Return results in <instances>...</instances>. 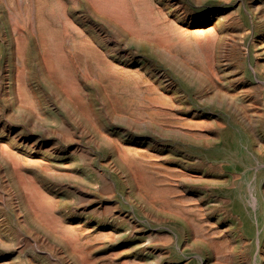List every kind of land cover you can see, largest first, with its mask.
Masks as SVG:
<instances>
[{"label":"rangeland","instance_id":"1","mask_svg":"<svg viewBox=\"0 0 264 264\" xmlns=\"http://www.w3.org/2000/svg\"><path fill=\"white\" fill-rule=\"evenodd\" d=\"M126 1L0 0V264H264V0Z\"/></svg>","mask_w":264,"mask_h":264},{"label":"bare ground","instance_id":"2","mask_svg":"<svg viewBox=\"0 0 264 264\" xmlns=\"http://www.w3.org/2000/svg\"><path fill=\"white\" fill-rule=\"evenodd\" d=\"M69 1V0H68ZM74 1H77V3H78V1L79 2H81L82 0H74ZM84 2H86L87 3V5L91 8V11H92V13L95 15V16H97V17H99V18H101V19H103V20H106V21H110L111 23L113 22V23H117L118 21H120V20H127V17H128V19H130L129 18V16H126L127 15V13L128 12H126V6H127V2L128 1H126V0H83ZM138 1V0H137ZM15 3V2H14ZM67 3V2H66ZM12 4V3H11ZM15 5V4H14ZM10 6V5H9ZM32 6V5H31ZM84 8H85V6H84ZM128 8V7H127ZM258 8V7H257ZM86 9V8H85ZM68 10V9H67ZM73 10V9H72ZM76 10V9H75ZM9 11V10H8ZM61 11V10H60ZM83 11V10H82ZM12 12V11H11ZM10 12V13H11ZM81 12V11H80ZM84 12H85V10H84ZM83 12V13H84ZM22 13V12H21ZM45 13V12H44ZM44 13H43V15H44ZM19 14V13H18ZM60 14V13H59ZM85 14V13H84ZM23 15H24V13H23ZM86 15V14H85ZM131 15V14H130ZM148 15V14H147ZM41 16V15H40ZM132 16V15H131ZM69 17H70V15H69ZM13 18H16V17H13ZM71 18V17H70ZM132 18V17H131ZM150 18V17H149ZM163 18V17H162ZM169 18V17H168ZM30 19H33V18H30ZM65 19V18H64ZM145 19V18H144ZM147 19V18H146ZM164 19V18H163ZM169 19H171V18H169ZM16 20V19H15ZM94 20V19H93ZM132 20H133V18H132ZM166 20V19H165ZM47 21V20H46ZM54 21V20H53ZM57 21V20H56ZM128 21V20H127ZM16 22V21H15ZM20 22H21V20H20ZM43 22V21H42ZM41 22V23H42ZM97 22V21H96ZM136 22V21H135ZM146 22H148V21H146ZM159 22V21H158ZM164 22V21H163ZM173 22V21H172ZM25 23V22H24ZM52 23V22H51ZM75 23V22H74ZM112 23V24H113ZM129 23H130V21H129ZM132 24H133V22H131ZM144 23H145V21H144ZM168 23H169V21H168ZM26 24V23H25ZM65 24V23H64ZM71 24H73V23H71ZM76 24V23H75ZM135 24V23H134ZM140 24V23H139ZM166 24V23H165ZM21 25H22V22H21ZM31 25H32V23H31ZM39 25H40V23H39ZM38 25V26H39ZM147 25V24H146ZM156 24H154V26H155ZM16 26V25H15ZM55 26V25H54ZM60 26V25H59ZM71 26V25H70ZM73 26V25H72ZM74 26H76V25H74ZM116 26V25H115ZM132 26V25H131ZM133 26H136V25H133ZM153 26V25H152ZM157 26V25H156ZM23 27V26H22ZM44 27H45V25H44ZM49 27V26H48ZM53 27V26H52ZM66 27V26H65ZM77 27V26H76ZM105 27H106V25H105ZM117 27V26H116ZM140 27V26H139ZM147 27V26H146ZM149 27V26H148ZM165 27V26H164ZM172 27V26H171ZM41 28V27H40ZM50 28V27H49ZM48 28V29H49ZM67 28V27H66ZM79 28H80V26H79ZM78 28V29H79ZM132 28V27H131ZM151 28H153V27H151ZM22 29V28H21ZM48 29H47V31H48ZM60 29H62V28H60ZM81 29V28H80ZM126 29H128V28H126ZM138 29V28H137ZM144 29V28H143ZM146 29V28H145ZM154 29V28H153ZM195 29V28H194ZM24 30H25V28H24ZM50 30V29H49ZM57 30V29H56ZM82 30V29H81ZM108 30V29H107ZM129 30V29H128ZM136 30V29H135ZM134 30V32H131V34L133 35V36H135V37H137L140 41H146V42H148V44H150V45H152V46H156V47H158V48H166V44H165V41H163L162 40V37L160 38V37H158V38H154L153 36H150L149 34H147L146 32L144 33L143 31H139V32H137L136 34H135V31ZM141 30V29H140ZM0 31H2L1 30V28H0ZM18 31V30H17ZM44 31V30H43ZM109 31V30H108ZM130 31V30H129ZM149 31V30H148ZM150 31H153V30H150ZM179 31V30H178ZM178 31H177V34H178ZM52 32H55V30L54 31H52ZM58 32V31H57ZM62 32V31H61ZM143 32V33H142ZM180 32V31H179ZM212 32V31H211ZM1 33V32H0ZM33 33V32H32ZM63 33V32H62ZM67 33V32H66ZM173 33V32H172ZM210 33V32H209ZM262 33V32H261ZM48 34V33H47ZM85 34V33H84ZM115 34V33H114ZM166 34V33H165ZM14 35V34H13ZM43 35V34H42ZM46 35V34H45ZM49 35H51V34H49ZM48 35V36H49ZM83 35V34H82ZM86 35V34H85ZM109 35V34H108ZM162 35V34H161ZM160 35V36H161ZM179 35V34H178ZM208 35V34H207ZM25 36H26V34H25ZM115 36V35H114ZM181 36V35H180ZM216 36V35H215ZM24 37V36H23ZM51 37V36H50ZM86 37H88V36H86ZM115 37H118V35L117 36H115ZM114 37V38H115ZM167 37V36H166ZM165 37V38H166ZM28 38V37H27ZM45 36H43V39H44V43L46 44V46L47 47H49V49L51 50V48L53 49V51L55 52V53H57V57L59 56L60 57V52H59V50H61V49H56V45H58V44H56L55 42L52 44V47H51V43L50 42H48V40H45ZM53 38H55V37H53ZM53 38L51 39V40H53ZM56 38H58V37H56ZM112 38V37H111ZM164 38V37H163ZM164 38V39H165ZM215 38V37H214ZM25 39V38H24ZM47 39V38H46ZM76 39V38H75ZM115 39H118V38H115ZM167 39V38H166ZM180 39H182V38H180ZM185 39V38H184ZM59 40V39H58ZM121 40V39H120ZM171 40V39H170ZM183 40V39H182ZM218 40V39H217ZM216 40V41H217ZM57 41V40H56ZM184 41V40H183ZM233 41V40H232ZM261 41V40H260ZM29 42H30V40H29ZM52 42V41H51ZM61 42V41H60ZM120 42V41H119ZM118 42V43H119ZM262 42V41H261ZM50 43V44H49ZM77 43V42H76ZM121 43V42H120ZM234 43H235V41H234ZM233 43V44H234ZM24 44H25V41H24ZM169 44V43H168ZM176 44V43H175ZM217 44V43H216ZM27 45H30V44H27ZM43 45V44H42ZM65 45V44H64ZM202 45V44H201ZM212 45V44H211ZM232 45V44H231ZM217 46V45H216ZM61 48V46H58L57 48ZM232 47V46H231ZM26 48H27V46H26ZM65 48V47H64ZM234 48V47H233ZM24 49V48H23ZM213 49V48H212ZM230 49H232V48H230ZM48 50V49H47ZM71 50V49H70ZM211 50V49H210ZM235 50V49H234ZM51 52V51H50ZM168 52V51H167ZM215 52V51H214ZM230 52V51H229ZM236 52V51H235ZM78 53V52H77ZM76 53V55H78ZM27 54V53H26ZM83 54V53H82ZM87 54H89V53H87ZM215 54H216V52H215ZM218 54V53H217ZM236 54V53H235ZM22 55H24L23 54V52H22ZM62 55H64V54H62ZM67 55V54H66ZM138 55V54H137ZM184 55V54H183ZM210 55H211V53H210ZM213 55V54H212ZM228 55V54H227ZM56 56V55H55ZM72 56V55H71ZM174 56V55H173ZM207 56H208V54H207ZM214 56V55H213ZM226 56V55H225ZM234 56V55H233ZM232 56V57H233ZM239 56V55H238ZM27 57V56H26ZM33 57V56H32ZM67 57H69V56H67ZM171 57V56H170ZM176 57V56H175ZM175 57H173V58H175ZM230 57V56H229ZM25 58V57H24ZM209 60H211V56H209V57H207ZM60 59V58H59ZM91 59H93V58H91ZM230 59V58H229ZM43 60H44V63L49 67V65H50V61H49V58L48 57H46V55L45 54H43ZM56 61L58 60V59H55ZM216 60V59H215ZM228 60V59H227ZM26 61V60H25ZM28 61V60H27ZM54 61V60H53ZM217 61V60H216ZM67 62V61H66ZM72 62H74L73 60H72ZM109 62V61H108ZM181 62V61H180ZM211 62V61H210ZM209 62V63H210ZM215 62V61H214ZM227 62V61H226ZM29 63V62H28ZM128 63V62H127ZM216 63V62H215ZM58 64H59V62H58ZM213 64V63H212ZM212 64H210V65H212ZM24 65V64H23ZM27 65V64H26ZM74 65V64H73ZM72 65V66H73ZM130 65V64H129ZM132 65V64H131ZM142 65V64H141ZM183 65V64H182ZM207 65V64H206ZM215 65V64H214ZM224 65V64H223ZM21 66V65H20ZM65 66V65H64ZM169 66H172V65H169ZM187 66V65H186ZM192 66V65H191ZM213 66V65H212ZM220 66V65H219ZM227 66V65H226ZM7 67V66H6ZM154 67V66H153ZM152 67V68H153ZM173 67V66H172ZM214 67V66H213ZM25 68V67H24ZM27 68V67H26ZM29 68V67H28ZM118 68V67H117ZM137 68V67H136ZM140 68V67H139ZM142 68V67H141ZM145 68V67H144ZM188 68V67H187ZM211 68V67H210ZM226 68V67H225ZM224 68V69H225ZM54 69V68H53ZM103 69V68H102ZM113 69V68H112ZM116 69V68H115ZM212 69V68H211ZM4 70V69H3ZM18 70V69H17ZM72 70V69H71ZM74 70V69H73ZM123 70H125V69H123ZM128 70V69H127ZM165 70V69H164ZM183 70V69H182ZM212 70H215V69H212ZM2 71V70H1ZM23 71V70H22ZM29 71V70H28ZM105 71V70H104ZM136 71V70H135ZM155 71V70H154ZM177 71V70H176ZM222 71V70H221ZM24 72H26V71H24ZM50 72V71H49ZM74 72H75V70H74ZM195 72V71H194ZM202 72V71H201ZM216 72V71H215ZM215 72L213 71V76H215ZM17 73V72H16ZM61 73V72H60ZM72 73V72H71ZM119 73V72H118ZM124 73V72H123ZM195 73H197V72H195ZM206 73H208V72H206ZM205 73V74H206ZM24 74V73H23ZM26 74H27V72H26ZM25 74V76H27ZM76 74H77V72H76ZM87 74V73H86ZM111 74V73H110ZM122 74V73H121ZM163 74V73H162ZM173 74V73H172ZM210 74H212V73H210ZM37 75V74H36ZM51 75V74H50ZM65 75V74H64ZM72 75V74H71ZM81 75V74H80ZM125 75V74H124ZM160 75V74H159ZM191 75V74H190ZM208 75V74H207ZM6 76V75H5ZM4 76V77H5ZM86 76H88V75H86ZM110 76H112V75H110ZM115 76V75H114ZM139 76H141V74L139 75ZM212 76V75H211ZM220 76H222V75H220ZM19 78H20V76H18ZM29 77V76H28ZM69 77V76H68ZM75 77V76H74ZM77 77H79V76H77ZM109 77V76H108ZM198 77H199V75H198ZM200 77H202V76H200ZM210 77V76H209ZM217 77V76H216ZM223 77V76H222ZM7 78V77H6ZM15 78V77H14ZM110 78V77H109ZM113 78V77H112ZM118 78V77H117ZM142 78V77H141ZM165 78H166V76H165ZM214 78V77H213ZM218 78V77H217ZM25 79V78H24ZM65 79H66V77H65ZM67 79H69V78H67ZM76 79V78H75ZM91 79V78H90ZM203 79V78H202ZM211 79V78H210ZM221 79V78H220ZM27 80V82H29L28 81V78L26 79ZM77 80V79H76ZM112 80V79H111ZM125 80V79H124ZM158 80V79H157ZM166 80V79H165ZM212 80V79H211ZM15 81V80H14ZM74 81V80H73ZM83 81V80H82ZM85 81V80H84ZM159 81V80H158ZM168 81V80H167ZM21 82V81H20ZM69 82V81H68ZM68 82H66L68 85H69V83ZM108 82H110V81H108ZM112 82V81H111ZM116 82V81H115ZM131 82V81H130ZM215 82V81H214ZM218 82V81H217ZM26 83V82H25ZM24 83V84H25ZM33 83V82H32ZM79 83H81V82H79ZM91 83V82H90ZM113 83V82H112ZM121 83V82H120ZM167 83V82H166ZM15 84V83H14ZM75 84H77V83H75ZM87 84V83H86ZM109 84H111V83H109ZM169 84V83H168ZM28 85H30V83H28ZM79 85V84H78ZM82 85V84H81ZM88 85V84H87ZM124 85V84H123ZM170 85V84H169ZM219 85V84H218ZM23 86V85H22ZM159 86V85H158ZM177 86V85H176ZM207 86V85H206ZM25 86H23V88H24ZM27 87V86H26ZM32 87V86H31ZM79 87V86H78ZM166 87V86H165ZM169 87V86H168ZM62 88V87H61ZM70 88V87H69ZM82 88L84 89V87L82 86ZM140 88V87H139ZM221 88H223V87H221ZM229 88V87H228ZM227 88V89H228ZM28 89H29V87H28ZM91 89V88H90ZM141 89V88H140ZM176 89V88H175ZM225 89V88H224ZM32 90H35V89H32ZM57 90V89H56ZM71 90V89H70ZM113 90H114V88H113ZM226 90V89H225ZM26 91H27V89H26ZM31 91V90H30ZM63 91L65 92V93H67L68 95H70V93H71V91L70 92H68L67 90H65V89H63ZM82 91V90H81ZM159 91H160V89H159ZM228 91V90H227ZM230 91V90H229ZM27 92H29V91H27ZM31 92H33V91H31ZM40 92V91H39ZM153 92V91H152ZM173 92V91H172ZM204 92V91H203ZM37 93V92H36ZM45 93V92H44ZM58 93V92H57ZM78 93V92H77ZM151 93V92H150ZM29 94H31V93H29ZM54 94V93H53ZM81 94V93H80ZM83 94H85V93H83ZM91 94H93V93H91ZM95 94V93H94ZM169 94V93H168ZM172 94H174V93H172ZM37 95V94H36ZM52 95V94H51ZM73 95H75V94H73ZM82 95V94H81ZM86 95V94H85ZM118 95V94H117ZM29 96V95H28ZM39 96V95H38ZM83 96V95H82ZM88 96V95H87ZM87 96H85V97H87ZM100 96V95H99ZM143 96V95H142ZM203 96H207V95H203ZM40 97V96H39ZM97 97H98V95H97ZM119 97V96H118ZM164 97L166 98V97H168V96H165L164 95ZM46 98H47V96H46ZM91 98H93V97H91ZM157 98V97H156ZM32 99H35V97L34 98H32ZM37 99V98H36ZM239 99V98H238ZM29 100H30V98H29ZM40 100V99H39ZM46 100V99H45ZM52 100V99H51ZM58 100H59V98H58ZM180 100V99H179ZM178 100V101H179ZM229 100V99H228ZM33 101V100H32ZM32 101H30V102H32ZM47 101H49L48 99H47ZM87 101H88V99H87ZM90 101V100H89ZM123 101V100H122ZM171 101H174V100H171ZM185 101V100H184ZM229 101H231V100H229ZM52 102V101H51ZM141 101H139V103H140ZM38 103H40V102H38ZM86 103V102H85ZM89 103V102H88ZM151 103V102H150ZM154 103V102H153ZM175 103V102H174ZM94 104V103H93ZM102 104V103H101ZM158 104V103H157ZM17 105V104H16ZM32 105V104H31ZM50 105V104H49ZM154 105H156V104H154ZM34 106V105H33ZM37 105H35V107H36ZM42 106V105H41ZM46 106V105H45ZM105 106V105H104ZM107 106V105H106ZM167 106V105H166ZM188 106H189V104H188ZM32 107V106H31ZM44 107V106H43ZM43 107H42V109H43ZM135 108H136V106H134ZM140 107H144V106H140ZM33 108V107H32ZM37 108V107H36ZM89 109H90V107H88ZM146 108V107H145ZM149 108H151V107H149ZM165 108V107H164ZM163 108V109H164ZM33 109H35V108H33ZM136 109H138V108H136ZM147 109V108H146ZM160 109V108H159ZM9 110V109H8ZM38 110V109H37ZM131 110V109H130ZM130 110H128V111H130ZM135 110V109H134ZM141 110V109H140ZM152 110V109H151ZM165 110V109H164ZM167 110V109H166ZM170 110V109H169ZM188 110V109H187ZM90 111V114H93L94 112V110L93 111H91V110H89ZM103 111H105V110H103ZM158 111V110H157ZM156 111V112H157ZM37 112H39V111H37ZM36 112V113H37ZM132 112H134V111H132ZM163 112V111H162ZM161 112V113H162ZM183 112V111H182ZM40 113V112H39ZM98 114H99V112H97ZM101 113V112H100ZM131 113V112H130ZM135 113V112H134ZM154 113V112H153ZM158 113H160L159 111H158ZM164 113V112H163ZM68 114V113H67ZM88 114H89V112H88ZM138 114V113H137ZM133 115V114H132ZM136 115V114H135ZM152 115V114H151ZM167 115V114H166ZM91 116H93V115H91ZM94 116H97V115H94ZM165 116V115H164ZM171 116V115H170ZM109 117V116H108ZM152 117H154V116H152ZM168 117H169V115H168ZM174 117V116H173ZM179 117V116H178ZM183 117V116H182ZM187 117V116H186ZM194 117V116H193ZM74 118V117H73ZM87 118H88V116H87ZM94 118V117H93ZM96 118V117H95ZM98 118H99V116H98ZM138 118V117H137ZM141 118V117H140ZM139 118V119H140ZM160 118V117H159ZM177 118V117H176ZM195 118V117H194ZM90 119V118H89ZM100 119V118H99ZM117 119V118H116ZM151 119H153V118H150L149 120H151ZM162 119V118H161ZM179 119H181V118H179ZM250 119V118H249ZM91 120V119H90ZM96 120H98V119H96ZM115 120V119H114ZM142 120V119H141ZM141 120H139V121H141ZM63 121H64V119H63ZM77 121V120H76ZM75 121V122H76ZM95 121V120H94ZM99 121V120H98ZM123 121V120H122ZM138 121V120H137ZM142 121H144V120H142ZM145 121H146V119H145ZM154 121V120H153ZM199 121V120H198ZM201 121V120H200ZM211 121V120H210ZM74 122V123H75ZM97 122V121H96ZM95 122V123H96ZM124 122V121H123ZM173 122V121H172ZM94 123V122H93ZM98 123H100V122H98ZM103 123V122H102ZM133 123V122H132ZM171 123V122H170ZM191 123V122H190ZM201 123V122H200ZM204 123V122H203ZM64 124H65V122H64ZM68 124V123H67ZM80 124V123H79ZM113 124V123H112ZM129 124V123H128ZM222 124V123H221ZM98 125V124H97ZM104 125H105V123H104ZM198 125V124H197ZM208 125H210V123L208 124ZM207 125V123H206V127L208 126ZM253 125V124H252ZM82 126V125H81ZM164 126V125H163ZM174 126V125H173ZM177 126V125H176ZM178 126H180L179 124H178ZM182 126V125H181ZM212 126V125H211ZM68 127V126H67ZM169 127V126H168ZM185 127H186V125H185ZM184 127V128H185ZM189 127V126H188ZM187 127V128H188ZM198 127V126H197ZM253 127V126H252ZM101 128H102V126H101ZM127 128V127H126ZM135 128V127H134ZM193 128H195V127H193ZM208 128V127H207ZM206 128V129H207ZM85 129V128H84ZM104 129V128H103ZM129 129H130V127H129ZM177 129V128H176ZM180 129V128H179ZM183 129V128H182ZM212 129V128H211ZM210 129V130H211ZM214 129V128H213ZM127 130H128V128H127ZM181 130V129H180ZM56 131V130H55ZM116 131V130H115ZM124 131V130H123ZM193 131V130H192ZM209 131V130H208ZM85 132H86V129H85ZM102 132H105V131H102ZM119 132V131H118ZM117 132V133H118ZM125 132V131H124ZM203 132V131H202ZM47 133H49V132H47ZM51 133V132H50ZM63 133V132H62ZM65 133V132H64ZM109 133V132H108ZM116 133V134H117ZM130 133V132H129ZM87 134H88V132H87ZM105 135H106V133H104ZM126 134V133H125ZM55 135H57V134H55ZM103 135V134H102ZM110 135V134H109ZM128 135V134H127ZM134 135V134H133ZM210 135V134H209ZM42 136H43V134H42ZM62 136H65L64 134L62 135ZM68 136V135H67ZM112 136V135H111ZM39 137V136H38ZM55 137V136H54ZM90 137H91V135H90ZM109 137V136H108ZM185 137V136H184ZM41 138V137H40ZM61 138V137H60ZM65 138V137H64ZM73 138V137H72ZM71 138V139H72ZM107 138V137H106ZM112 138V137H111ZM118 138H120V137H118ZM44 139V138H43ZM59 139V138H58ZM61 139H63V137L61 138ZM88 139V138H87ZM90 139V138H89ZM39 140V139H38ZM66 140V139H65ZM70 140V139H69ZM112 140H114V139H112ZM128 140V139H127ZM35 141V140H34ZM90 141H91V139H90ZM111 141V140H110ZM109 141V142H110ZM125 141V140H124ZM120 142H122L121 140H120ZM35 143V142H34ZM42 143V142H41ZM116 143V142H115ZM136 143V142H135ZM142 143V142H141ZM144 145V144H143ZM150 145V144H149ZM99 145L97 144V147H98ZM111 146V145H110ZM120 146V145H119ZM126 146V145H125ZM133 146H134V143H133ZM141 146V145H140ZM129 147H131V146H129ZM147 147V146H146ZM57 149V148H56ZM99 149V148H98ZM147 149V148H146ZM54 150V149H53ZM121 150V149H120ZM136 150V149H135ZM126 151V150H125ZM151 151V150H150ZM58 152V151H57ZM148 152V151H147ZM131 153H132V151H131ZM164 153V152H163ZM135 154V153H134ZM129 155V154H128ZM25 156V155H24ZM131 156V155H130ZM110 157V156H109ZM110 159V158H109ZM147 159H149V158H147ZM141 160V159H140ZM142 161V160H141ZM181 161V160H180ZM27 162V161H26ZM36 162H38V161H36ZM41 162V161H40ZM43 162V161H42ZM143 162V161H142ZM157 162V161H156ZM182 162V161H181ZM21 163V162H20ZM19 162H18V164H20ZM137 163V162H136ZM51 164V163H50ZM145 164V163H144ZM108 165V164H107ZM147 166V165H146ZM111 168V167H110ZM138 168H140V166H139V164H138ZM141 169V168H140ZM139 169V170H140ZM146 170V169H145ZM149 170V169H148ZM158 171V170H157ZM73 172V171H72ZM143 173V171L141 170V174ZM185 173V172H184ZM192 174V173H191ZM147 175H149V173L147 174ZM154 175V174H153ZM182 175H183V173H182ZM187 175V174H186ZM189 176V175H188ZM191 176V175H190ZM197 176V175H196ZM144 177V176H143ZM178 177V176H177ZM187 177V176H186ZM148 178V177H147ZM144 179H145V177H144ZM149 179V178H148ZM161 180V179H160ZM159 180V181H160ZM166 180V179H165ZM168 180H170L169 178H168ZM145 181H147V180H145ZM149 181V180H148ZM151 181V180H150ZM173 181V180H172ZM191 181V180H190ZM200 181H202V180H200ZM158 182V181H157ZM148 183V182H147ZM151 183V182H150ZM155 183V182H154ZM159 183V182H158ZM164 183V182H163ZM179 185V184H178ZM188 185V184H187ZM151 186V185H150ZM155 186V185H154ZM168 186V185H167ZM166 186V187H167ZM171 186V185H170ZM170 186H168V187H170ZM184 186V185H183ZM161 187V186H160ZM163 187V186H162ZM164 188V187H163ZM184 188V187H183ZM171 189V188H170ZM173 189V188H172ZM35 190H36V187H35ZM161 190V189H160ZM165 190V189H164ZM169 190V189H168ZM176 190V189H175ZM181 190V192H182V189H180ZM209 190V189H208ZM151 191V190H150ZM166 193V192H165ZM173 193V192H172ZM176 193V192H175ZM143 194V193H142ZM152 194H153V192H152ZM181 194V193H180ZM156 195H158V194H156ZM175 195V194H174ZM58 196V195H57ZM165 196H167V195H165ZM173 196V195H172ZM55 197V196H54ZM169 197V196H168ZM175 197V196H174ZM183 198H184V196H182ZM188 197V196H187ZM203 197V196H202ZM170 198V197H169ZM176 198V197H175ZM186 198V197H185ZM170 200V199H169ZM202 200V199H201ZM192 201V200H191ZM55 201H53V203H54ZM170 202V201H169ZM174 202H175V200H174ZM206 202H207V200H206ZM190 203V202H189ZM195 203V202H194ZM214 203V202H213ZM171 204H173V203H171ZM185 204V203H184ZM188 204V203H187ZM178 206V205H177ZM189 207H190V205H188ZM204 206V205H203ZM54 207V206H53ZM165 207V206H164ZM174 207H176V206H174ZM178 207H180V206H178ZM182 207V206H181ZM180 207V208H181ZM187 207V206H186ZM188 207V208H189ZM195 207V206H194ZM55 208V207H54ZM179 208V209H180ZM191 208H192V206H191ZM211 208V207H210ZM176 210V209H175ZM183 210V209H182ZM181 210V211H182ZM190 210V208L187 210V211H189ZM203 210V209H202ZM198 211V210H197ZM200 211V210H199ZM198 211V212H199ZM179 212V211H178ZM183 212V211H182ZM192 212V211H191ZM207 212V211H206ZM148 213V212H147ZM184 215H185V213H183ZM197 214V213H196ZM202 214V213H201ZM204 216V215H203ZM190 218V217H189ZM194 218V217H193ZM201 218V217H200ZM190 220H191V218H190ZM225 220V219H224ZM227 220V219H226ZM197 222V221H196ZM195 222V223H196ZM232 222V221H231ZM191 223V222H190ZM197 223H199L200 224V222H197ZM42 224V223H41ZM44 224V223H43ZM192 224V223H191ZM203 225H205L204 223H202ZM193 225V224H192ZM54 227V226H53ZM65 227V226H64ZM203 227H205V226H203ZM218 227V226H217ZM206 228H208V227H206ZM210 228V227H209ZM230 228V227H229ZM228 228V229H229ZM232 229V228H231ZM64 230V229H63ZM62 230V231H63ZM196 230V229H195ZM218 230V229H214V232H216V231ZM221 231V230H220ZM228 231H230V230H228ZM208 232V231H207ZM222 232V231H221ZM64 233V232H63ZM226 233V232H225ZM228 233V232H227ZM230 233V232H229ZM234 233V232H233ZM242 233V232H241ZM235 234V233H234ZM213 236V235H212ZM242 236V235H241ZM199 237V236H198ZM203 237V236H202ZM222 237V236H221ZM229 237V236H228ZM227 237V238H228ZM235 237V236H234ZM243 237V236H242ZM213 238V237H212ZM218 237H216V239H217ZM230 238V237H229ZM142 239V238H141ZM207 239V238H206ZM230 239H232V238H230ZM234 239V238H233ZM144 240V239H143ZM237 240V239H236ZM210 241V240H209ZM235 241V240H234ZM239 241V240H238ZM238 241H236V242H238ZM197 242V241H196ZM231 243V242H230ZM232 243H233V241H232ZM233 245V244H232ZM233 246H235V244L233 245ZM232 246V247H233ZM148 247V246H147ZM82 249V248H81ZM203 249V248H202ZM234 249V248H233ZM83 250V249H82ZM79 251V250H78ZM84 251H85V249H84ZM84 251H83V253H84ZM239 251V250H238ZM155 252V251H154ZM217 252V251H216ZM234 252V251H233ZM82 253V252H81ZM143 253V252H142ZM232 252H230V254H231ZM161 254V253H160ZM234 254H236V253H234ZM226 255V254H225ZM225 255H224V257H225ZM242 255V254H241ZM216 256H218V255H216ZM231 256V255H230ZM86 258H88L87 256H85ZM219 257H220V255H219ZM226 257H228V256H226ZM232 257V256H231ZM234 257V256H233ZM245 257V256H244ZM84 258V257H83ZM223 258V257H222ZM236 258V257H235ZM218 259V258H217ZM230 259V258H229ZM85 260V259H84ZM219 260H220V258H219ZM232 260H233V258H232ZM232 260H230V261H232ZM241 261V260H240ZM264 261V260H263ZM233 262V261H232ZM238 262V261H237ZM91 263H93V262H91ZM97 263V262H96ZM90 264V263H89ZM97 264H99V263H97ZM226 264V263H225ZM242 264V263H241Z\"/></svg>","mask_w":264,"mask_h":264}]
</instances>
